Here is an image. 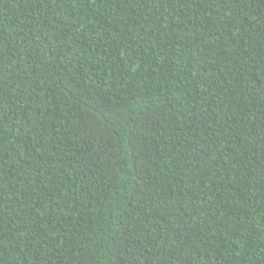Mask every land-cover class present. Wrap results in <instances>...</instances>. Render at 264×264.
I'll use <instances>...</instances> for the list:
<instances>
[{
  "label": "trees",
  "instance_id": "obj_1",
  "mask_svg": "<svg viewBox=\"0 0 264 264\" xmlns=\"http://www.w3.org/2000/svg\"><path fill=\"white\" fill-rule=\"evenodd\" d=\"M0 264H264V0H0Z\"/></svg>",
  "mask_w": 264,
  "mask_h": 264
}]
</instances>
